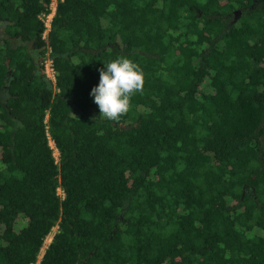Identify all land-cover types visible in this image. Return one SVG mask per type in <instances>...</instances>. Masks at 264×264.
I'll use <instances>...</instances> for the list:
<instances>
[{"label": "trees", "instance_id": "16d2710c", "mask_svg": "<svg viewBox=\"0 0 264 264\" xmlns=\"http://www.w3.org/2000/svg\"><path fill=\"white\" fill-rule=\"evenodd\" d=\"M49 2L0 0V264H264V0Z\"/></svg>", "mask_w": 264, "mask_h": 264}, {"label": "clouds", "instance_id": "9594fccd", "mask_svg": "<svg viewBox=\"0 0 264 264\" xmlns=\"http://www.w3.org/2000/svg\"><path fill=\"white\" fill-rule=\"evenodd\" d=\"M98 71L100 82L90 92L93 103L99 108L102 120L119 122L129 112L131 98L137 93L143 94V70L132 60L118 57L104 63Z\"/></svg>", "mask_w": 264, "mask_h": 264}, {"label": "built area", "instance_id": "2783aa9c", "mask_svg": "<svg viewBox=\"0 0 264 264\" xmlns=\"http://www.w3.org/2000/svg\"><path fill=\"white\" fill-rule=\"evenodd\" d=\"M59 1H61V0H50L48 7H47V12H45L39 16V19L42 21V23L44 25V31H43V35H42L43 37L46 36L47 32L51 28L52 19L55 15L57 4ZM43 70H44L45 77L48 80L53 82L55 80V70L53 68L52 59L49 56V51H47L45 53V59L43 61ZM47 136H48V133H47ZM49 145H50V147L54 148V156L57 157V155H55L56 149L54 147V143L50 138H49ZM56 153H57V151H56ZM59 192H61V191L59 190ZM46 242H47V239L45 240L44 245L41 248V253L39 255L40 258L44 252V249H45L44 247H46L48 245V243L46 244Z\"/></svg>", "mask_w": 264, "mask_h": 264}, {"label": "rangeland", "instance_id": "374dc122", "mask_svg": "<svg viewBox=\"0 0 264 264\" xmlns=\"http://www.w3.org/2000/svg\"><path fill=\"white\" fill-rule=\"evenodd\" d=\"M0 32L4 33V27L0 28ZM6 61H7V60H6ZM55 155H57L56 151H55ZM55 229H56V228H53V230H52L51 233L49 234V236H48V238H47V242H46V244L50 242V240H51V236L54 234ZM44 248H45V247H44ZM39 258H40V257H39Z\"/></svg>", "mask_w": 264, "mask_h": 264}, {"label": "flooded vegetation", "instance_id": "af4514ba", "mask_svg": "<svg viewBox=\"0 0 264 264\" xmlns=\"http://www.w3.org/2000/svg\"><path fill=\"white\" fill-rule=\"evenodd\" d=\"M30 51L34 54L35 50L33 49V47L30 46Z\"/></svg>", "mask_w": 264, "mask_h": 264}, {"label": "water", "instance_id": "95a60500", "mask_svg": "<svg viewBox=\"0 0 264 264\" xmlns=\"http://www.w3.org/2000/svg\"><path fill=\"white\" fill-rule=\"evenodd\" d=\"M240 11H236L235 15H239Z\"/></svg>", "mask_w": 264, "mask_h": 264}]
</instances>
